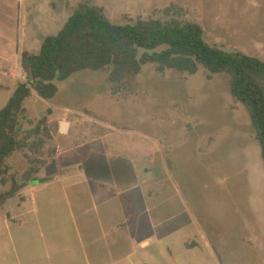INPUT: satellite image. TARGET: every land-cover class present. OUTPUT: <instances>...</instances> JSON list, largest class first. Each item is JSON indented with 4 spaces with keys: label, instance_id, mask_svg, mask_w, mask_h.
I'll return each instance as SVG.
<instances>
[{
    "label": "rangeland",
    "instance_id": "374dc122",
    "mask_svg": "<svg viewBox=\"0 0 264 264\" xmlns=\"http://www.w3.org/2000/svg\"><path fill=\"white\" fill-rule=\"evenodd\" d=\"M84 3L114 24L165 18L167 8L178 7L182 21L199 24L209 44L264 61V0H0V111L28 81L22 57L39 54ZM155 67L145 65L116 88L109 70L80 71L58 83L48 101L34 87L24 102V129L29 120L46 121L27 151L9 157L10 174L20 180L32 165L42 170L57 156L40 177L65 169L63 182L72 187L84 179L83 169L86 177L119 186L141 184L143 196L152 194L151 214L158 206L179 213L181 232L172 245L179 250L191 238L199 245L192 261L264 264V161L247 109L230 94L229 76L208 80L203 68L190 75L159 74ZM10 229L0 221L2 243ZM149 230L157 260L161 231ZM176 258L189 263L179 252Z\"/></svg>",
    "mask_w": 264,
    "mask_h": 264
},
{
    "label": "trees",
    "instance_id": "16d2710c",
    "mask_svg": "<svg viewBox=\"0 0 264 264\" xmlns=\"http://www.w3.org/2000/svg\"><path fill=\"white\" fill-rule=\"evenodd\" d=\"M165 18L138 17L114 24L101 8L81 4L55 36L45 39L39 54L24 55L21 66L28 75L8 104L0 111V212L27 184H37L40 168L32 165L21 179L10 174L7 164L16 152H25L40 134L46 118L25 130L24 102L37 88L48 101L56 97L58 83L84 70H109L113 88L128 77H137L143 67L154 64L159 74L175 70L196 74L201 68L211 80L215 74L229 76L230 94L247 109L264 161V61L238 51H225L206 41L203 28L181 19L183 10L167 8Z\"/></svg>",
    "mask_w": 264,
    "mask_h": 264
},
{
    "label": "crops",
    "instance_id": "0c3cea01",
    "mask_svg": "<svg viewBox=\"0 0 264 264\" xmlns=\"http://www.w3.org/2000/svg\"><path fill=\"white\" fill-rule=\"evenodd\" d=\"M67 124L71 128L72 123ZM51 162L37 175L45 180L29 184L0 212L7 230L14 226L7 241H0V264H184L177 261V252L189 257L186 264H197L192 254L199 245H192L191 238L179 250L172 245V236L181 232L179 213L158 206L156 214H151L152 194L143 196L141 184L119 186L86 177L82 169L84 179L67 187L65 169L40 177ZM71 189L73 196L68 192ZM135 189L141 196L132 197ZM161 201L158 198V205ZM149 228L161 231L157 250L161 258L157 260L150 256Z\"/></svg>",
    "mask_w": 264,
    "mask_h": 264
},
{
    "label": "water",
    "instance_id": "95a60500",
    "mask_svg": "<svg viewBox=\"0 0 264 264\" xmlns=\"http://www.w3.org/2000/svg\"><path fill=\"white\" fill-rule=\"evenodd\" d=\"M67 127H68V124L67 123H63L62 124V130H63V132H66L67 131Z\"/></svg>",
    "mask_w": 264,
    "mask_h": 264
}]
</instances>
